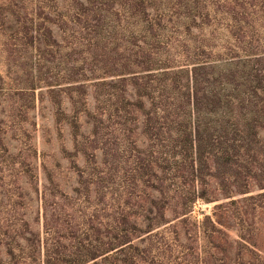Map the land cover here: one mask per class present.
Returning <instances> with one entry per match:
<instances>
[{"label": "trees", "instance_id": "obj_1", "mask_svg": "<svg viewBox=\"0 0 264 264\" xmlns=\"http://www.w3.org/2000/svg\"><path fill=\"white\" fill-rule=\"evenodd\" d=\"M38 96L71 198L106 202L85 216L48 175L41 228L22 220L0 264H264V0H0V108L18 142ZM200 203L214 205L198 218Z\"/></svg>", "mask_w": 264, "mask_h": 264}, {"label": "rangeland", "instance_id": "obj_2", "mask_svg": "<svg viewBox=\"0 0 264 264\" xmlns=\"http://www.w3.org/2000/svg\"><path fill=\"white\" fill-rule=\"evenodd\" d=\"M256 1V0H255ZM36 107L29 113V125L28 129L32 138L27 142L21 143L15 140L12 131L10 130L9 119L5 117V111L0 108V117L3 118L0 123V243L2 248H6V243H12V246L17 245L15 238V228L22 223V220L29 219L35 226L41 228L43 222V214L49 211V206L44 203L46 192H48L49 183L47 176L51 175L57 184V188H54V193L60 198V202L66 205L73 203V209L78 210L79 213L89 216L93 213L95 205L103 207L104 202L96 204V199H91L85 202H80L84 199L82 195L80 200H73L71 198L72 189L76 185L77 176L74 169L67 158H64L61 152L60 142L56 138L54 118L52 116V106L48 102L47 98L41 100V97H37ZM1 120V119H0ZM34 122V125L31 123ZM82 129L88 131L90 129V123L82 117ZM7 130L6 133H1L2 130ZM64 140L66 148L72 150V141L68 131L64 132ZM29 146V147H28ZM36 149V155L32 157L33 150ZM17 153L20 154V159L26 158L27 161L31 158L34 166V171L37 174L38 192L31 193L28 196L27 188L22 182L21 171L23 170L18 166ZM74 158V157H72ZM96 158L101 159V153L96 152ZM76 162L80 165L84 164L83 155H79ZM22 188V189H21ZM21 191L23 197L19 199L21 203L15 205L14 201L17 200V192ZM257 189L252 193H259ZM213 203H200L196 207L198 218L202 217L201 213H211L213 209ZM40 217L39 222H34L35 215ZM262 214H259L257 210L255 212V227L261 229L259 238V244L264 248V210H261ZM260 217V218H259ZM96 221L106 217L100 215L95 218ZM261 219V220H257ZM25 234V233H24ZM237 226L231 225L229 229V236L231 240H236ZM17 248L15 249V251Z\"/></svg>", "mask_w": 264, "mask_h": 264}]
</instances>
